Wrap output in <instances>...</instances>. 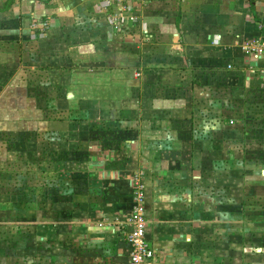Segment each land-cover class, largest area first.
I'll use <instances>...</instances> for the list:
<instances>
[{"label": "crops", "instance_id": "0c3cea01", "mask_svg": "<svg viewBox=\"0 0 264 264\" xmlns=\"http://www.w3.org/2000/svg\"><path fill=\"white\" fill-rule=\"evenodd\" d=\"M7 1L0 264H264V0Z\"/></svg>", "mask_w": 264, "mask_h": 264}, {"label": "built area", "instance_id": "2783aa9c", "mask_svg": "<svg viewBox=\"0 0 264 264\" xmlns=\"http://www.w3.org/2000/svg\"><path fill=\"white\" fill-rule=\"evenodd\" d=\"M128 0H107L111 5H117L122 9H127ZM243 48L246 53L262 54L264 45L257 40L245 42ZM135 205L129 215L130 230L127 233V242L130 246L128 264H149L153 257V252L146 241L147 220L143 206V192L139 183H136Z\"/></svg>", "mask_w": 264, "mask_h": 264}, {"label": "rangeland", "instance_id": "374dc122", "mask_svg": "<svg viewBox=\"0 0 264 264\" xmlns=\"http://www.w3.org/2000/svg\"><path fill=\"white\" fill-rule=\"evenodd\" d=\"M23 210L24 208L20 207V210H15L14 206H1L0 207V263H5L9 260L11 256H19L17 261H20V258L24 260V251L16 252V246H10V242H13L14 239L10 236V229H15V224H17L18 229L24 228V223L22 222H12L14 219H22L23 218ZM4 247H3V244ZM8 247V249L6 247ZM11 251L13 252L11 254ZM18 258V257H15Z\"/></svg>", "mask_w": 264, "mask_h": 264}, {"label": "trees", "instance_id": "16d2710c", "mask_svg": "<svg viewBox=\"0 0 264 264\" xmlns=\"http://www.w3.org/2000/svg\"><path fill=\"white\" fill-rule=\"evenodd\" d=\"M11 0H8L5 7L8 8L10 6Z\"/></svg>", "mask_w": 264, "mask_h": 264}]
</instances>
